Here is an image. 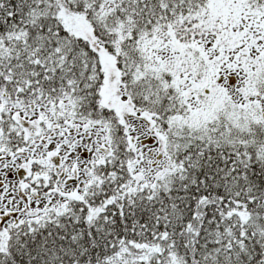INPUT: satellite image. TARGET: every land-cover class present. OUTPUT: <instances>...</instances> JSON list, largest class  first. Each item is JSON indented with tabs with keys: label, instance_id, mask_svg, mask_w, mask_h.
Instances as JSON below:
<instances>
[{
	"label": "snow or ice",
	"instance_id": "obj_1",
	"mask_svg": "<svg viewBox=\"0 0 264 264\" xmlns=\"http://www.w3.org/2000/svg\"><path fill=\"white\" fill-rule=\"evenodd\" d=\"M0 264H264V0H0Z\"/></svg>",
	"mask_w": 264,
	"mask_h": 264
}]
</instances>
